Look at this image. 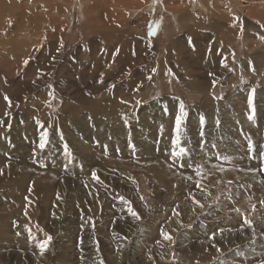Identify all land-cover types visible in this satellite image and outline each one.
I'll return each instance as SVG.
<instances>
[{"label": "rangeland", "instance_id": "1", "mask_svg": "<svg viewBox=\"0 0 264 264\" xmlns=\"http://www.w3.org/2000/svg\"><path fill=\"white\" fill-rule=\"evenodd\" d=\"M260 33L264 0H0V226L13 242L1 264H264V162L249 163L256 178L219 173L186 190L199 181L96 160L176 123V91L204 66L238 85L240 40ZM100 84L112 99L94 110ZM218 87L215 102L228 95Z\"/></svg>", "mask_w": 264, "mask_h": 264}, {"label": "crops", "instance_id": "2", "mask_svg": "<svg viewBox=\"0 0 264 264\" xmlns=\"http://www.w3.org/2000/svg\"><path fill=\"white\" fill-rule=\"evenodd\" d=\"M262 35L260 33L253 37L251 45L247 43L250 40L247 42L246 39L245 42L242 41L243 39L240 40L242 56L239 63L234 62V67L238 64L239 69L233 67L234 75L230 78L231 81H237L238 85H235L236 83L232 85L231 82L228 84L222 80L215 81L204 66L205 68L202 69L205 72H198L197 77L191 78L190 86H185L187 91L183 92L179 89L176 91L175 101L177 105L180 104V110L178 111V107L175 106L174 115L181 121L179 130L176 123H172L171 127L151 123L156 134L147 140L145 145L138 147L128 133L125 152L120 149L122 146L117 144L107 148L99 147L102 151L100 154L96 151L97 162H100L104 155H108L113 163L122 161V167L126 163L138 165L137 170L141 171L135 169L133 177L147 179L146 176H149L157 180L151 175L153 170L155 175L166 179L186 178V182L191 179L199 181L196 183L197 189H195L196 185H192L186 190H201L203 187L200 184H207L219 173L223 175L225 172H232L231 177L241 179L256 178L258 175L256 166L249 167V163L254 162L257 165L264 162V36ZM228 50L231 54L230 48ZM247 50L251 52L249 55ZM220 82L222 85L219 84ZM214 84L219 85L217 91L228 92L226 97L217 93V102L212 93ZM184 99H189L190 108H187L188 104ZM258 114L262 116L261 119H257ZM224 118H230L227 123L229 127L225 123L223 125ZM190 121L192 122L189 124ZM232 121H234L233 125ZM258 121L261 122L260 126ZM221 127L224 131L217 137L214 132ZM233 128L235 129L231 130ZM251 130H255L252 132L256 134H252ZM132 131L133 129L130 132ZM226 145L237 146L235 150L237 154L233 158L231 149H227L226 152L219 149V146ZM241 154H244L246 159L241 158ZM206 188L209 189L208 186ZM243 205L239 207V212ZM180 255L179 262L183 264V255Z\"/></svg>", "mask_w": 264, "mask_h": 264}, {"label": "bare ground", "instance_id": "3", "mask_svg": "<svg viewBox=\"0 0 264 264\" xmlns=\"http://www.w3.org/2000/svg\"><path fill=\"white\" fill-rule=\"evenodd\" d=\"M85 80V79H84ZM82 82V81H81ZM102 84V83H101ZM100 84V86L99 87H97V89L96 90H94V89H92V92H91V95H92V97H94V99H97L95 102H93L94 104H96V105H94L95 106V109L94 110H96V108H98L99 107V105L101 104V102L103 103V100L104 101H106V100H109V99H112V95H111V93H109L108 92V94H109V97H108V94H107V91L110 89V87H104V86H106V85H101ZM110 86V85H109ZM111 89H112V87H111ZM114 90V89H113ZM116 91V90H115ZM117 92V91H116ZM106 94V95H105ZM114 94V93H113ZM87 97V96H86ZM91 97V98H92ZM104 98V99H103ZM87 99V98H86ZM89 99H90V97H89ZM88 99V100H89ZM83 100V99H82ZM102 100V101H101ZM8 103H10L11 104V100L9 99L8 100ZM84 103H86V102H84ZM89 103V102H88ZM82 104H83V102H82ZM80 105V104H79ZM104 105V104H103ZM76 106V105H75ZM77 107H80V106H77ZM101 108H102V110H103V106H101ZM80 110L82 109L81 107L79 108ZM6 110H8V109H5L4 111H6ZM91 110H92V108L90 107V108H88V111H87V114H90V112H91ZM116 110H118L117 108H116ZM115 110V111H116ZM2 112V116H0V118L2 117V119L3 120H0V122H4L5 121V115H7L8 113L7 112ZM115 111H112L111 112V116H110V119L112 120L113 119V117L116 115V112ZM77 112V111H76ZM9 113L11 114L12 113V111L10 110L9 111ZM70 114V113H69ZM72 114V113H71ZM70 114V115H71ZM77 115V114H76ZM92 117H94V115H91ZM96 118V117H95ZM109 118V117H108ZM102 124V123H101ZM211 129V128H210ZM211 131V130H210ZM0 141H1V137H0ZM228 154V153H227ZM115 172V171H114ZM245 181V180H244ZM246 183V182H245ZM119 193V192H118ZM0 195H2L3 196V194H1L0 193ZM36 195V194H35ZM47 195V194H46ZM2 196H0V200H2ZM225 202V201H224ZM224 202H223V204H224ZM224 205H226V204H224ZM244 209V210H243ZM243 209H241V213H246L248 210H250V208H248L247 209V204H245V205H243ZM252 210V209H251ZM250 210V211H251ZM245 216H247V214L245 215ZM244 216V217H245ZM236 217V216H235ZM234 217V218H235ZM239 217H241V214L239 215ZM237 220H239V219H237ZM11 223V222H10ZM235 223V221L234 222H232L231 223V225H233ZM2 226H0V232H1V238H0V248H2L3 246H5L6 244H9V245H11L13 242L12 241H10V240H8V232H9V227L7 226V223H5V224H1ZM233 227H234V225H233ZM16 241V240H15ZM123 245V244H122ZM0 264H1V262H0Z\"/></svg>", "mask_w": 264, "mask_h": 264}, {"label": "snow or ice", "instance_id": "4", "mask_svg": "<svg viewBox=\"0 0 264 264\" xmlns=\"http://www.w3.org/2000/svg\"><path fill=\"white\" fill-rule=\"evenodd\" d=\"M25 63H27V61H26ZM5 99L7 100L8 98L5 97ZM250 118H251V117H250ZM176 124H177V130H179V127H180V124H181V121H180L179 118L177 119ZM46 137H47V133L45 132L44 135H43V137H42V139H45ZM177 143H178V144L180 143V141H179V137H177ZM44 147H45V144H44V143H41V144H40V148H44ZM181 151H184V149H181ZM93 175L95 176V173H93ZM130 211H131V209H130ZM132 214H133L134 216L137 215L135 212H133ZM167 238H168V239H171V237H167ZM48 240L50 241V240H51V237H48ZM41 247L43 248L44 245L42 244Z\"/></svg>", "mask_w": 264, "mask_h": 264}]
</instances>
